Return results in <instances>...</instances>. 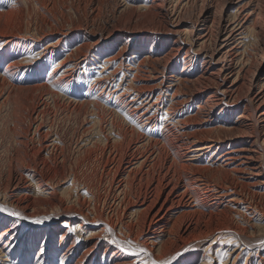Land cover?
<instances>
[{
    "label": "bare ground",
    "instance_id": "bare-ground-1",
    "mask_svg": "<svg viewBox=\"0 0 264 264\" xmlns=\"http://www.w3.org/2000/svg\"><path fill=\"white\" fill-rule=\"evenodd\" d=\"M166 1L168 0H161L160 3L158 0H153V9H150L154 17L160 14ZM208 11V9L203 10L202 13L200 11L197 25L191 24L193 26L188 31L181 29V22L177 20L171 22L169 29L165 27L168 30L164 31L162 39L170 40L172 45L164 57H158L159 52L156 51L146 52L143 56L141 49L130 56L132 59L142 57L140 63L149 59L151 65L144 66L143 64L136 67L134 82L141 85L136 88L133 85L127 86L129 90H134L131 92L134 98L129 99L127 104L128 113L136 116L143 125L150 124L155 127L158 115L163 112V98L165 95L170 97V102L164 111L165 130L160 133L159 137L134 139V129H122L118 126L119 124L112 121L111 128L119 138L113 140L106 137L103 145L99 147L96 144L98 148H93L94 150L85 148L86 146L77 142L78 151L82 150V154H76L78 156L71 164L73 167L66 168L64 165L66 156L61 155L56 150L57 145L48 138L51 130L49 133L42 132L41 124L38 123L39 125L34 126L33 131L31 129L30 136L27 133V136L24 134L26 137H23L17 131L24 127L19 123L13 124V127L9 128L13 133L12 139L15 145V154L9 158V164L13 169L9 170L8 181L3 191L0 192V211L4 213V211L13 210L24 216V219L35 217L38 214L46 215L49 222L65 216L66 223L77 219L80 227L92 229L88 237L91 240L85 244L75 264H81L83 260L95 253L102 244L103 236H109V244H102L104 250L101 260L105 261L104 264H145L146 260L169 261L170 264H176L179 252L175 250L189 243L207 240L208 237H214L217 232L236 234L245 245L240 248V252L245 250L248 256L254 254L255 246L252 244L255 243L250 240L251 235L256 230L259 233L263 232L264 227L260 225L256 227L233 226L231 217L232 214H235V217L238 215L240 207L254 214L258 203L261 205L260 201L264 199V191L260 192L255 189L264 184V176L261 177L264 167V136L255 134L247 136L243 142L226 144L227 138L210 134L219 129L226 133L242 132L251 125L255 130L259 128L260 131H264V57L245 84L243 77L246 75L247 68L244 65L237 66L235 56H239V53L234 47L227 48V46L231 40L236 41L243 31H247L249 35L253 32L249 24V12H244L245 8L237 4L236 14L232 18H218L216 26L209 18ZM159 18L161 20V17ZM5 30L0 32L2 41L0 57L1 60L9 59V62L4 68H0V108L2 106L4 108L6 104H12L16 110L20 106L25 107L26 102L21 98L22 92L34 94L33 91L43 89L48 94L55 95L51 87H65L66 83L77 76L79 65L87 62L89 52L93 50L97 53L101 50L100 44L103 41L101 36L96 39L86 38L87 41L78 48V54L74 55L71 51L72 54L65 55L57 62L56 67L50 69L46 75V81L36 82L31 86H22L13 81L12 74L19 71L23 74L27 68L28 70L36 69L41 65V60L31 62L25 58L16 59L15 57L22 54L21 44L25 41L18 37V34L8 35ZM183 34L187 36V41L183 40ZM35 40H30L31 46ZM54 47L47 44L43 51L52 55L55 51ZM123 48L127 49L126 46ZM183 50L185 54L194 50L197 55H202L199 75L188 70L191 63L190 59L186 58H183V65L179 72H175L174 69L173 73L168 74L169 68L165 65L166 63H161V59L173 61ZM261 51L264 53V47ZM113 59L115 58L112 56L106 57L105 61L110 63ZM102 80L100 78L96 81V87L102 85L104 82ZM203 81L213 82L212 90L208 91L207 86L204 88L198 86ZM93 88L90 87L88 90ZM124 90L126 91V88ZM156 90L159 92L155 96ZM244 91L245 96H243ZM118 96L122 98L124 93ZM30 97L31 100L33 95ZM243 97H246L243 111L237 115L235 120L229 122L230 124H226L227 121L219 122L220 124L214 129L208 130L209 135H202L203 130V132L186 130L184 126L186 120L181 118L185 108L189 107L191 115L187 117H190V120L196 118L197 124L203 121L210 123L225 116L228 109L239 107ZM90 100L91 103L96 101L93 96ZM196 100L197 102L192 106L191 102ZM31 102V105L28 103L32 112L27 115L28 120L35 118L33 117L34 111L37 115L40 114V107L37 106L39 104ZM210 105L219 110L215 113L216 110L207 109ZM44 106H46L45 101ZM73 111L75 112V109ZM95 112H98V107H95ZM214 115L216 117H213ZM249 119L252 120L251 125L249 123L240 125L241 121ZM30 125L26 124V131L31 127ZM203 129L207 128L203 127ZM34 133H36L35 137L37 136L36 146L33 140ZM44 150L48 151L47 155L42 154ZM206 156L209 163L205 166L197 164ZM50 168L52 173L44 171ZM69 180L71 187H74L77 193L63 199L58 195L59 192L55 193L54 186L60 188ZM80 184L87 189L89 194L87 200L78 194ZM32 186L51 198L44 200L45 195L40 194L38 195L41 199L33 198L30 195ZM64 190L61 188L62 194L66 192ZM5 214L0 217V225L7 221V227L0 232V242L6 236L8 240L3 242L0 253L6 249V254L12 255L17 253L16 243L19 238L32 239L40 232H35L33 229L20 231L21 219L13 218L12 214ZM262 217L264 218V213ZM49 231H52L50 227L47 229L44 243L51 240ZM57 231H53V234H57ZM12 238L14 242L11 244ZM138 238L141 239L137 242L138 245L134 244ZM61 243L51 244L52 252H61ZM73 245L74 240L62 252L63 257H69L74 253ZM124 247H131L138 252L130 256L129 251ZM142 249L146 251H141ZM237 256L238 253L232 259L231 264ZM256 259L260 264L259 257ZM43 261L44 258L35 257V264H41Z\"/></svg>",
    "mask_w": 264,
    "mask_h": 264
},
{
    "label": "rangeland",
    "instance_id": "rangeland-1",
    "mask_svg": "<svg viewBox=\"0 0 264 264\" xmlns=\"http://www.w3.org/2000/svg\"><path fill=\"white\" fill-rule=\"evenodd\" d=\"M158 1L161 3V0ZM177 1L178 3H176ZM177 1H166L160 14L155 15L154 17L151 10L153 9V0H15L14 6L13 0H0V32H2V30L4 32L6 29L5 32L8 33V35L12 33L18 34L17 36L23 38L25 41L21 44L22 54L15 58H25L27 61L31 62H35L38 59L41 60V65L36 67V69L28 70L27 68L28 71L26 70L23 74L21 71L12 74L14 78L13 81L22 86H31L36 82L46 81V75L50 69L56 67L57 62L63 59L65 55L72 54V52L74 55L78 54V48H80V45L83 42L87 41L86 38L88 39L89 37L90 39H96L99 36L103 37V41L100 44V46H102L101 50H98L97 53L93 50L89 52L87 62H83L79 65L77 76L71 79L69 83H66L67 85L65 87H51V90L55 95H50L43 89L35 90L36 92L33 91L34 94L22 92L21 98L25 100L26 104L25 107L20 106V108H18L20 111L18 109L16 110L12 104H6L4 105V108L2 106V110L0 108V192L3 191V187L8 181L9 170L13 169L9 164L10 156L15 154V145L13 143L14 140L12 139L13 133L9 130L10 127H13V124L19 123L24 127L22 130L17 131L19 132V135L23 137H26L27 135L30 136L34 126L39 124H41L42 132L46 131L49 133L51 130L48 138L57 145L56 150L61 155L66 156V162H64L66 168L73 167L71 164L74 163V159L78 156L76 154H82V150L78 151L77 142L86 146L85 148H91V150H94L93 148H98L96 147L97 145L99 147L103 145L106 137L113 140L119 138L111 128L112 121L119 124L118 126L122 129H134V139L159 137L160 133L165 130L164 111L170 102V97L169 95H165L163 98V112L158 115L155 127L150 124L143 125L138 121L139 119L136 118V116H131L128 113L129 106L127 104L129 99L134 98L133 93H131L134 92V90H129L127 86L133 85V87L136 88L141 85L138 82H134L136 67L143 64L144 66L151 65L149 59L145 60L144 63H140L142 57H135L132 59L130 56L139 51L138 49H141V54H143V56L146 52L156 51L159 52L157 55L158 57H164V55L170 51L169 48L172 45V42H170V40H163L162 37H164V31L170 28L172 21L177 20L181 22V29L188 31L191 29V26L197 25L196 22L200 19V11L202 13L203 10L208 9V16L210 15L209 18L214 21V24L216 25V22H218L220 18H232L237 12V4L242 5L245 8L244 12H249V24L253 32L249 35L247 34V31H243L236 41L231 40L228 43L227 48L234 47V49H237L239 56H235V62L238 67L244 65V67L247 68L243 81L245 84L248 82L250 75L256 70L258 63L260 64L264 57V53L261 51L264 47V0ZM159 17H161V20ZM168 21L170 23H168ZM216 26L214 27L216 28ZM165 27H168V29ZM182 38L184 41H187L188 39L185 34L182 35ZM31 39H36V42H32V46L30 45L31 43H29ZM1 42L0 38V44ZM47 44L55 46V51L52 55H50V53H44L43 51L44 46ZM124 46H126L127 49H124ZM195 52L196 51L192 50L185 54V51L183 50L173 61H168V59L163 58L161 59V63H166L165 65L169 68L168 74H171L174 72V69L175 72L181 70L183 58L190 59L191 66H189L188 70L199 75L202 67V55H197ZM111 56L115 59L110 63H106V57L108 58ZM121 58L124 59L121 60ZM1 59L2 58L0 57V68H4L7 62H9V59ZM110 72L114 74L110 75ZM100 78H102V81L104 82L102 85L96 87V81ZM198 86L201 88L207 86L209 88L207 90L209 91L212 90L214 83L203 81L199 83ZM90 87L96 89L93 88L88 90ZM125 88L126 91L124 90ZM158 92L159 91L157 90L154 92L155 96ZM121 93H124L122 98L118 96V94L120 95ZM32 95L33 98L30 100L29 98H31L30 96ZM245 95L246 92L243 93V96ZM92 96L97 101H95L97 105L91 103L92 101L90 98ZM36 98L37 101H35ZM244 98L246 97H243L242 101L239 103V107L232 110L228 109L225 116L219 117L218 120H213L210 123L203 121L202 123L197 124L196 118L190 120V117H187L188 115H191L188 110L189 107H184L185 111L181 114V118L186 120L184 125L186 130L190 132L203 130L204 132L202 131V135H209L210 133L208 130L214 129L220 124L219 122L227 121L228 123L226 124H230L229 122L235 120L237 115L243 111V105L246 102V99ZM31 101L39 104L37 106L40 107V114L37 115L34 111L33 117L35 116L36 119L33 118L32 120H28L27 115L32 113L31 107L29 106L32 103ZM44 101L46 106H44ZM196 102L197 100L192 101L191 105L193 106ZM95 107H98V112H95ZM42 108L43 111L41 112ZM208 108L209 110H216L215 113L219 110V108H212L211 105L207 106V109ZM25 109H27V112ZM74 109L75 112L73 111ZM44 114L45 116H42ZM213 117H216V115ZM251 122V119L244 120L241 121L240 125H245L247 123L251 125ZM29 123H31V125ZM26 124L31 126L27 131ZM203 127L207 129H203ZM253 127L254 126L251 125V129L248 128L244 129L242 132L235 131L233 133H226V131H221V129H219L218 131H213V134L211 133L210 135L225 137V139L227 138L225 142L226 144L228 142H243L247 136L255 134H259L261 137L264 136V131H260L259 128L255 130ZM220 132L222 133L220 134ZM24 134L27 135L24 136ZM35 135L36 133L33 134V140L36 146L37 136L35 137ZM92 142L93 144H91ZM61 147H63L62 150ZM260 149L262 150V148ZM4 150L8 151L5 152ZM75 150H77V152ZM46 152L48 151L44 150L42 154L47 155ZM6 153L9 154L7 155ZM2 159H5V161H2ZM207 159L208 157L206 156L198 161L197 164L205 166L209 163L207 162ZM7 168L9 169L7 170ZM44 171L52 173L51 168L50 170L45 169ZM262 174L261 177L264 176V167ZM70 182V180L67 181L60 188L54 186V189H56L55 193L57 194L59 192L58 195L63 199L74 196L77 192L74 187H71ZM79 186V196L87 200L89 197L87 189L83 184H80ZM32 187L30 195L33 198L41 199V196L45 195L44 192L42 193V191L37 190L34 186ZM61 188H64V191L66 192H63L62 194ZM255 189L263 192L264 184ZM100 191L102 192V190ZM46 198L50 199L51 196L45 195L43 199L47 200ZM260 202L261 205L258 203V207L255 209L254 214H251L249 211L240 207L239 213L236 217L234 216L235 214H232V225H239L240 227H256L260 225L264 227V218L262 217V214L264 213V199ZM12 212L14 211L8 210L4 211V213L0 211V217L2 214L6 213L5 215H10ZM19 216L13 215V218L18 217L21 219L20 231L33 229L35 232L39 231L40 233L32 239H24V237L19 238L16 243V246H18L17 253L7 255L5 252L6 249L3 250L0 253V264H35L36 256L44 258V261L41 264H75L76 260L80 257L81 252L84 250L85 244L88 240H91L88 239V237H90L92 229H83L79 226L80 223L77 219L66 223L65 220L67 219L65 216H60L53 222H49L46 215L41 214L26 219H24V216ZM37 220L40 222L37 223ZM5 227H7V221L1 223L0 232ZM48 227L52 229V231H49L51 232L49 234V239L51 240L44 243L43 240L46 237ZM58 228L59 231H57ZM65 230L67 231L64 232ZM53 231H57V234L54 235ZM214 235V237H208L207 240L205 239L203 241L189 243L183 248L175 250V252H179L176 264H231L232 259L237 253L238 256L234 259L233 264H258V259H256V257H259L260 264H264V239H262L264 238V231L259 233L256 230L255 233L251 235L252 237L250 240L252 243H255L252 245L255 246L254 250L256 251L255 252L252 249L254 254L251 256L246 255L245 250H241L240 252V248L245 245L244 241L237 237L236 234L217 232ZM16 236L17 235H15V237ZM213 238L214 240L212 241ZM108 239L109 236H103V238H101V243H104V245L109 244ZM7 240L8 236L4 237L3 240L1 239L0 248L3 242ZM72 240H74V253L69 257H63L62 252H64L66 247L71 245ZM139 240L141 239L138 238L134 244H137ZM128 241L131 242L130 240ZM211 241L212 243L210 244ZM13 242L14 238L10 240L11 244ZM59 242H62L61 252H52L51 244H58ZM102 244L97 248L95 253H92L89 257L83 260L81 264H104L105 261L101 260L104 250V245ZM112 245L115 248V245ZM124 248L129 251L130 256L138 252L131 247ZM20 249L21 251L19 252ZM145 264H150V261L146 260Z\"/></svg>",
    "mask_w": 264,
    "mask_h": 264
},
{
    "label": "snow or ice",
    "instance_id": "snow-or-ice-1",
    "mask_svg": "<svg viewBox=\"0 0 264 264\" xmlns=\"http://www.w3.org/2000/svg\"><path fill=\"white\" fill-rule=\"evenodd\" d=\"M13 6H14V0H13ZM12 215L19 216L20 214L17 212H13ZM36 222L39 223L40 221L37 220ZM141 251H146V250L142 249ZM150 264H170V262L169 261H150Z\"/></svg>",
    "mask_w": 264,
    "mask_h": 264
}]
</instances>
